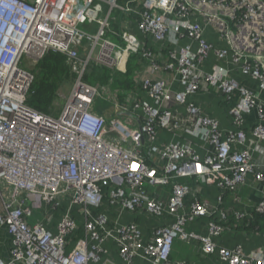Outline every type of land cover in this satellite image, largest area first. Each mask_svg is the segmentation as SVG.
<instances>
[{
    "label": "built area",
    "instance_id": "obj_1",
    "mask_svg": "<svg viewBox=\"0 0 264 264\" xmlns=\"http://www.w3.org/2000/svg\"><path fill=\"white\" fill-rule=\"evenodd\" d=\"M94 1L0 0V237L9 238L6 246L0 240L6 253L0 264H117L108 244L122 264H190L170 258L177 239L200 243L223 264H264L263 248L245 253L241 245L215 241L229 224L226 192L251 174L264 193V161L253 157L264 153V102L232 75L238 71L264 94V0H110L104 18ZM114 8L166 44L164 61L128 30L112 28ZM87 22L96 24L95 32L79 27ZM49 51L64 54L77 72L57 116L27 103L34 76L20 66L23 57L34 66ZM136 54L151 72L176 75L180 88L145 77L141 87L151 102L121 103L109 93L114 114H96L93 102L103 88L83 80L87 66L125 72ZM211 55L217 61L204 71ZM203 88L221 96L233 129L222 130L195 102ZM253 110L251 148L245 116ZM177 130L183 140L159 142L161 131ZM183 179L215 185L219 193L210 203ZM36 208L44 217L29 223ZM255 211L264 214V200ZM234 217L247 216L237 211ZM139 218L152 225L145 230Z\"/></svg>",
    "mask_w": 264,
    "mask_h": 264
},
{
    "label": "crops",
    "instance_id": "obj_2",
    "mask_svg": "<svg viewBox=\"0 0 264 264\" xmlns=\"http://www.w3.org/2000/svg\"><path fill=\"white\" fill-rule=\"evenodd\" d=\"M109 1L110 0H95L93 4L98 8V16L104 18V16L109 11ZM119 1V0H118ZM117 2V4L123 5L131 0H121ZM139 3V1H136ZM135 4V2H133ZM115 11V16L112 18L113 22L111 26L116 31L128 30L132 34H134L139 41L141 42L143 47H150L154 50L155 54L158 55L160 61H164L167 50L165 49L166 44H156L152 37L148 34H144L140 32L137 28V18L132 15H126L121 13L117 9L111 10V17L113 12ZM111 20V19H110ZM209 40L212 41L217 47H221L222 43L218 41L217 37L213 34H209ZM117 38V37H116ZM118 39V38H117ZM185 42V41H184ZM180 42V43H184ZM217 60L213 55H211L206 61L201 64V68L204 71H210L212 65ZM97 65V64H96ZM229 69H232L230 64H225ZM128 66L130 69V76L132 80V85L129 89H124L123 101L125 98L129 102L134 99H145L149 102L151 100L147 97L146 93L141 87L142 79L145 77H161L166 79L170 86L173 89H179L180 86L177 82V76L168 73V72H151L149 61L145 60L140 55L136 54L130 62H128ZM127 68V66H126ZM91 70V69H90ZM232 75L238 80L241 85H244L251 91L257 93L260 99L264 102V94L260 92L258 85L256 82L242 76L238 71H232ZM112 79V80H111ZM109 79L106 83H99L97 81V85L103 88V92L106 93H115L110 89V85L113 82V78ZM197 104H199L202 109L209 114L210 116H215L220 121V128L222 130L233 129L234 125L232 123V118L228 113L226 105L221 99V96L212 89L203 88L198 92L195 96H192ZM108 112V111H105ZM107 116H111L114 114V109L110 113H105ZM246 121V130H247V141L245 142L246 146L253 147V144L256 142L255 138L251 134L252 126L258 121V115L256 110H253L250 114L245 116ZM185 138L182 130H177V132L172 133L171 131H161L159 133V142L165 143L170 142L172 140H183ZM264 149V141H259ZM236 147H242L239 144ZM253 157L255 160L264 161V153L260 154L257 151L253 152ZM189 180V179H188ZM192 181V180H191ZM193 188V193L196 194L199 198H204L208 200L210 203H213L217 194L219 193V189L215 185L209 184H196L194 182L191 183ZM264 200V193L262 192V188L258 185L252 178L251 174L247 177V182L243 186H240L237 190L232 192H226L224 195V208L228 213L229 224L228 228L217 238L215 241L218 246H223L227 248H233L236 245H241L245 253L253 252L255 249L263 248L264 249V214L260 217L259 223H251L255 220V207L257 204ZM240 211L246 213L245 218L241 220L235 219V212ZM258 214V213H257ZM131 216L129 214H125L124 220H129ZM137 221L142 224L143 228L146 230L151 225L152 222L146 220L145 218H139ZM247 224H249L247 226ZM252 224V225H250ZM192 228H196L201 232H205L204 226L199 224H193ZM1 238L4 240V244L8 243V237L6 235L1 234ZM111 249V255L117 261V264H122L118 259L116 248L114 244H108ZM1 253V256L5 257L6 253ZM170 258L172 260H181L186 261L190 264H223L218 254H204L201 250L200 243L195 241L185 242L182 240H175L172 246ZM134 264H147L146 262H142L140 260H135Z\"/></svg>",
    "mask_w": 264,
    "mask_h": 264
},
{
    "label": "trees",
    "instance_id": "obj_3",
    "mask_svg": "<svg viewBox=\"0 0 264 264\" xmlns=\"http://www.w3.org/2000/svg\"><path fill=\"white\" fill-rule=\"evenodd\" d=\"M133 57H135V55H133L128 60V62H130ZM66 58L67 57L62 53L49 51L43 56L41 60H39L32 68H30V71L34 76L32 85L30 87V95L28 97L29 99L27 100V103L30 106L50 115L54 112L53 103L55 101V98L58 96L57 88L59 84L64 79L68 81L73 77L70 73V66H68L66 63ZM128 62L125 72H117L112 74L108 69L94 63L88 65L86 70L90 68L99 83H106L109 81V79L113 78V81H118L120 89L124 90L129 89V87H131L132 85L130 76L131 72L128 66ZM62 74H65V76H63ZM182 181L190 184L192 183L191 180L183 179ZM260 217H262V215L256 213L255 220L251 223H259ZM248 225L249 224H247V226Z\"/></svg>",
    "mask_w": 264,
    "mask_h": 264
},
{
    "label": "rangeland",
    "instance_id": "obj_4",
    "mask_svg": "<svg viewBox=\"0 0 264 264\" xmlns=\"http://www.w3.org/2000/svg\"><path fill=\"white\" fill-rule=\"evenodd\" d=\"M120 1V0H119ZM115 11L112 14V18L115 16ZM113 20H110V23H112ZM81 29L83 30H87L90 29L91 32H95L96 30V24L94 23H85L84 25H80L79 26ZM112 40L117 41L118 39L116 37L111 36ZM66 63L68 66H70L67 58H66ZM20 66L26 70H31L30 68H32L33 66L29 65V62L27 61V59L25 57L22 58ZM30 66V67H29ZM71 69V66H70ZM70 73L72 74V78L67 80H63L58 88H57V97L55 98V101L53 103V113H51V115L53 116H57L61 110L63 109L64 105L67 102V99L72 91L73 85L75 80L77 79V72L75 73L72 69L70 71ZM63 76H65V74H62ZM84 81L92 84V85H97V79L95 78V75L93 74V71L90 70V68H88L84 74ZM99 82V81H98ZM110 89L112 92L116 91V95L117 97L115 98L116 101L119 102H123V95H124V90L120 89V86L118 85V81L114 80L111 85H110ZM100 95H98L93 102V109L94 112L96 114L102 115L105 113H110L112 111V108H114V102L111 101L110 99H108V93L103 92V90H99ZM30 95V93H29ZM29 99V98H28ZM44 209L43 208H36L33 211V216L29 218V223H34L37 221H40L43 219L44 217Z\"/></svg>",
    "mask_w": 264,
    "mask_h": 264
}]
</instances>
